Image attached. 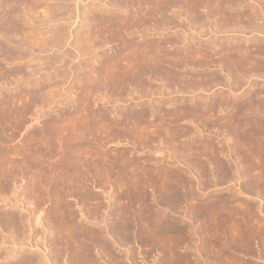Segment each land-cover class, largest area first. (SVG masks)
Returning a JSON list of instances; mask_svg holds the SVG:
<instances>
[{"label":"rangeland","instance_id":"obj_1","mask_svg":"<svg viewBox=\"0 0 264 264\" xmlns=\"http://www.w3.org/2000/svg\"><path fill=\"white\" fill-rule=\"evenodd\" d=\"M37 1L0 49V264H264V0Z\"/></svg>","mask_w":264,"mask_h":264},{"label":"bare ground","instance_id":"obj_2","mask_svg":"<svg viewBox=\"0 0 264 264\" xmlns=\"http://www.w3.org/2000/svg\"><path fill=\"white\" fill-rule=\"evenodd\" d=\"M46 1H51V2H54V1H56V0H46ZM59 0H57L56 1V3L58 2ZM69 1V0H68ZM123 1V0H122ZM38 2H40V1H37V0H0V43H1V45H0V49L2 48V49H5V48H3L2 46H4V42H5V38H7L8 36L7 35H9V33L8 32H10L11 31V34H12V36H16V38H17V36H18V34L20 35L21 34V36L23 35L24 36V34L26 35H28V36H33V34H34V36H35V34H37L36 32H37V30H34V29H31V27H30V23L28 22V20L33 16V15H35V14H37V16H39L38 15V12H37V8H39L38 6H39V4H38ZM65 2V1H64ZM43 4V3H42ZM46 4V3H45ZM59 5V4H58ZM65 5V4H64ZM40 6H41V4H40ZM51 6V5H50ZM56 6V5H55ZM63 6V5H62ZM52 7H53V5H52ZM55 8V7H54ZM54 8H52L54 11H55V9ZM57 8H59L58 6H57ZM63 8H64V6H63ZM63 8H61V9H63ZM51 9V10H52ZM84 9V8H83ZM50 10V9H49ZM59 10V9H58ZM24 11V12H23ZM85 11V10H84ZM30 13H32L31 14V17H30V15L29 14ZM82 19H83V21L85 22V21H87V15H86V11L85 12H83L82 11ZM42 14V13H41ZM50 14H51V12H49L48 11V13H44L42 16H40V17H42L44 20H42V21H44L46 24L48 23L49 24V22H51V20H52V18H54L55 16H52V17H50ZM87 14H88V12H87ZM29 15V16H28ZM29 17V19H27L26 17ZM34 17V16H33ZM67 17V16H66ZM41 18V19H42ZM65 19V18H64ZM41 23V22H40ZM43 23V22H42ZM30 29V30H29ZM83 29V28H82ZM84 30V29H83ZM54 30H52V32H53ZM8 33V34H7ZM15 33V34H14ZM39 34V33H38ZM52 34H56V37L59 35L60 36V34H61V36H63V34L65 35L66 33H65V31H61V30H56V31H54V33H51V35ZM7 36V37H6ZM11 36V35H10ZM9 36V37H10ZM20 36V37H21ZM31 36V37H32ZM8 37V38H9ZM64 37V36H63ZM7 38V39H8ZM13 38V37H12ZM15 38V37H14ZM6 39V40H7ZM11 39V38H10ZM8 43V42H7ZM7 44H5V46H6ZM9 45V44H8ZM1 49V50H2ZM3 51V50H2ZM5 62V61H4ZM1 68V67H0ZM21 172V171H20ZM13 176V175H12ZM9 178V177H8ZM13 178V177H12ZM5 181V180H4ZM9 182V181H8ZM7 183V182H6ZM9 184V183H8ZM5 185H7V184H5ZM4 187H6V186H4ZM7 188H8V185H7ZM96 209V208H95ZM9 214V213H8ZM14 214V213H13ZM13 214H10V216L12 217L13 216ZM15 216H16V214H15ZM2 217V216H1ZM6 217V216H5ZM5 217L3 218V219H1L0 218V222H1V224H5V227L7 228H9V227H11L13 230L14 229H19L20 227H21V222H19V219L21 220V216L20 217H17V218H15V217H12V218H10V219H8L9 218V216L8 217H6V219L7 220H4L5 219ZM19 218V219H18ZM118 221V220H117ZM21 223V224H20ZM0 224V226H2ZM116 225H118V224H116ZM4 226V225H3ZM125 226V225H124ZM4 227V228H5ZM121 227V226H120ZM22 228V227H21ZM19 230H21V229H19ZM18 230V231H19ZM17 231V230H16ZM22 231V230H21ZM101 232V231H100ZM103 233V232H102ZM261 233V232H260ZM93 235V234H92ZM98 235V234H97ZM95 236V235H94ZM102 236V235H101ZM98 237V236H97ZM100 237V236H99ZM261 237V236H260ZM101 238V237H100ZM217 238V237H216ZM95 240V239H94ZM96 240H98V239H96ZM103 240V239H102ZM101 239H100V241H102ZM219 240V239H218ZM99 241V240H98ZM104 241V240H103ZM102 241V242H103ZM90 242V241H89ZM94 242V241H93ZM101 242V243H102ZM92 243V242H91ZM218 243V242H217ZM100 244V243H99ZM104 244V243H103ZM103 244H100L101 246L103 245ZM106 244L107 243H105L104 244V246L106 247ZM88 246V245H87ZM91 246V245H90ZM100 246V247H101ZM103 246V247H104ZM109 247H110V244H109ZM220 248V247H219ZM218 248V249H219ZM226 248V247H225ZM108 249V248H107ZM110 249V248H109ZM109 249L107 250V251H109ZM106 250V249H105ZM88 252H89V250H88ZM110 252V251H109ZM77 252H75V254H76ZM264 253V252H263ZM79 254V253H78ZM87 255H88V253H86ZM259 255V254H258ZM257 255V256H258ZM72 256V255H71ZM79 256H81V255H79ZM75 257V256H74ZM74 259V258H73ZM78 259V258H77ZM29 261V258L28 259H26L25 258V261ZM81 260H82V256H81ZM30 261H32V259H30ZM77 261V260H76ZM79 261V260H78ZM84 261V260H83ZM97 261V260H96ZM221 261V260H220ZM219 261V262H220ZM24 264L26 263V262H23ZM74 263V262H73ZM82 263V262H81ZM86 262H83V264H85ZM88 263H91V262H88ZM87 263V264H88ZM26 264H28V263H26ZM29 264H32L31 262H29ZM74 264H77V263H74ZM92 264V263H91Z\"/></svg>","mask_w":264,"mask_h":264}]
</instances>
